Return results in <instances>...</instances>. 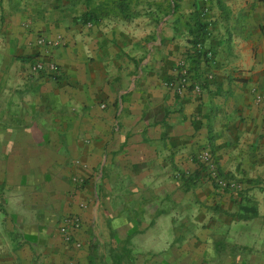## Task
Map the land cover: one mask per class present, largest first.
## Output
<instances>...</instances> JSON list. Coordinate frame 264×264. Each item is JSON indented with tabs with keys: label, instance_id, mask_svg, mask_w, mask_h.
<instances>
[{
	"label": "crops",
	"instance_id": "0c3cea01",
	"mask_svg": "<svg viewBox=\"0 0 264 264\" xmlns=\"http://www.w3.org/2000/svg\"><path fill=\"white\" fill-rule=\"evenodd\" d=\"M114 1L0 0V264L239 263L202 206L164 221L161 185L192 177L202 150L264 179V0H177L182 13L151 16ZM36 60L56 70L34 73ZM177 182L172 196L192 197ZM66 218L78 227L63 236Z\"/></svg>",
	"mask_w": 264,
	"mask_h": 264
},
{
	"label": "rangeland",
	"instance_id": "374dc122",
	"mask_svg": "<svg viewBox=\"0 0 264 264\" xmlns=\"http://www.w3.org/2000/svg\"><path fill=\"white\" fill-rule=\"evenodd\" d=\"M93 1L95 9L99 10L102 8L106 10V7L102 6L107 3V0H90ZM119 0H115L112 3L117 4ZM124 1V0H123ZM133 0H126V4L129 7H133L131 4L136 6V2ZM177 0H143V10L145 15H153L158 11L161 15H168L171 12V6H177V10L174 12L182 13L183 6H180L176 3ZM111 3V4H112ZM38 61V60H36ZM35 61V62H36ZM33 65V64H32ZM6 151H0L4 153ZM206 154V160L202 159V155ZM196 162L194 164V170L199 172L200 176L198 179H195V182L188 183L189 187L193 189L192 197L187 196L180 198V194L177 193V196L173 197L172 195L177 191H181V185L178 181L183 180L187 181L189 172L186 170L176 171L175 182L162 183L161 188L165 190H170L165 193V197L161 198V207L163 210H166L167 213L163 217L164 221L174 222L176 225L183 221L184 217H187V220L194 221L195 218H198L200 214H186L183 209H180L179 206L185 205L186 202H190L189 205H195L196 207L202 206V208L207 210V213H204L203 220L207 222L208 226H213L216 223L215 227L219 230L208 231L210 236L215 235L224 243H231L232 247L235 250V255L238 254L241 256L242 261L235 264H253L255 260H260L264 258V179H240L236 178L232 174L224 173L217 169L215 163L210 156L209 151L202 150L197 154ZM202 179L208 183L212 181L216 186L217 190H210V186L207 183H202ZM209 187V188H207ZM199 189V193H202L204 196L203 201L197 197L199 194H195V191ZM209 189V191H207ZM221 190H226L230 194H236L240 197L241 203L243 205L254 206L256 208V216H251L246 214L243 211H240L236 208L237 204L234 200L230 199L222 194ZM182 192V191H181ZM170 193V194H169ZM221 195V196H220ZM219 196L217 199L216 197ZM188 204V203H186ZM224 207H231L232 210H223ZM229 212V213H228ZM147 215L145 214V218ZM197 216V217H196ZM1 219V215H0ZM224 220L232 221L233 224H230L228 228H224ZM212 228V227H211ZM194 232V231H192ZM227 245V244H222ZM135 246L132 242L129 243V247ZM230 247V246H229ZM252 257V258H251ZM251 260V261H249ZM254 262H253V261Z\"/></svg>",
	"mask_w": 264,
	"mask_h": 264
},
{
	"label": "built area",
	"instance_id": "2783aa9c",
	"mask_svg": "<svg viewBox=\"0 0 264 264\" xmlns=\"http://www.w3.org/2000/svg\"><path fill=\"white\" fill-rule=\"evenodd\" d=\"M41 42L43 41H38V43L41 44ZM197 49H200V46H197ZM205 57H210V54H205ZM31 70L34 72V73H53L56 69H55V66L52 62L50 61H42V60H38L36 62L33 63V65L31 66ZM185 77V76H184ZM210 78V76L208 77ZM185 79H180V82L175 85L173 82L172 83H169V85H167L168 87H177V89L179 90H182V89H185ZM193 88L195 89V91L198 90L199 88V85L195 84L193 86ZM255 101L257 103H260L263 105L264 107V96H257L255 98ZM206 154L204 153L202 155V159L203 160H206ZM77 228L78 227V220L76 218H66L64 219L60 226H59V230H60V233L63 235V236H66L67 233V228Z\"/></svg>",
	"mask_w": 264,
	"mask_h": 264
},
{
	"label": "trees",
	"instance_id": "16d2710c",
	"mask_svg": "<svg viewBox=\"0 0 264 264\" xmlns=\"http://www.w3.org/2000/svg\"><path fill=\"white\" fill-rule=\"evenodd\" d=\"M171 10H173V11H175V10H177V6H175V5H172L171 7ZM198 27H200L199 25L198 26H196V31H194V32H198V31H200L199 29H198ZM193 32V33H194ZM202 34L201 33H195V35L192 37L193 38V41H192V45H193V49H194V52H193V54H194V56L195 57H200V54L201 53H198L197 51H196V49H197V46H201V41H202ZM198 50V49H197ZM200 176V174H199V172H197L196 170L194 171V173H193V175H192V177H190L188 180L189 181H183L182 180V186H184V191H187L188 190V183H192L193 182V179H195V178H198ZM208 183L210 184V186L213 188V189H217V186L212 182V181H208ZM221 191H223V192H227L226 190H221ZM232 195V194H231ZM233 197H235V196H237L236 194L234 195H232ZM242 210L246 213V214H250L251 216H256V214H257V212H256V209L254 208V207H252V206H248V205H244V206H242Z\"/></svg>",
	"mask_w": 264,
	"mask_h": 264
}]
</instances>
